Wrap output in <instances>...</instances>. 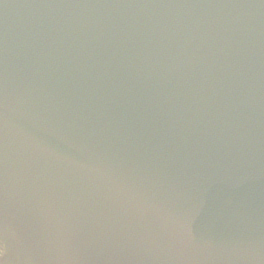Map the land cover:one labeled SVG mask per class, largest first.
<instances>
[{
    "label": "water",
    "instance_id": "1",
    "mask_svg": "<svg viewBox=\"0 0 264 264\" xmlns=\"http://www.w3.org/2000/svg\"><path fill=\"white\" fill-rule=\"evenodd\" d=\"M0 264H264V0H0Z\"/></svg>",
    "mask_w": 264,
    "mask_h": 264
},
{
    "label": "clouds",
    "instance_id": "2",
    "mask_svg": "<svg viewBox=\"0 0 264 264\" xmlns=\"http://www.w3.org/2000/svg\"><path fill=\"white\" fill-rule=\"evenodd\" d=\"M3 255H4V250L0 248V257H2Z\"/></svg>",
    "mask_w": 264,
    "mask_h": 264
}]
</instances>
